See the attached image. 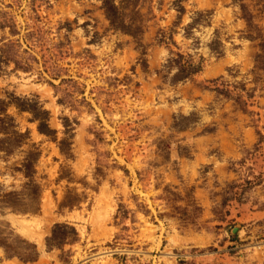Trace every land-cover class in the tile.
<instances>
[{"label": "rangeland", "instance_id": "374dc122", "mask_svg": "<svg viewBox=\"0 0 264 264\" xmlns=\"http://www.w3.org/2000/svg\"><path fill=\"white\" fill-rule=\"evenodd\" d=\"M0 264H264V0H0Z\"/></svg>", "mask_w": 264, "mask_h": 264}, {"label": "trees", "instance_id": "16d2710c", "mask_svg": "<svg viewBox=\"0 0 264 264\" xmlns=\"http://www.w3.org/2000/svg\"><path fill=\"white\" fill-rule=\"evenodd\" d=\"M181 58H183V61ZM173 62L180 63L179 73L177 74L178 79L179 78H183V79L187 78L192 73L199 70L202 66L200 63H196L191 59H185V57L181 54H179V56L177 58H174ZM37 254H38V251L36 249H34L32 258L35 257Z\"/></svg>", "mask_w": 264, "mask_h": 264}, {"label": "bare ground", "instance_id": "6f19581e", "mask_svg": "<svg viewBox=\"0 0 264 264\" xmlns=\"http://www.w3.org/2000/svg\"><path fill=\"white\" fill-rule=\"evenodd\" d=\"M17 220V219H16Z\"/></svg>", "mask_w": 264, "mask_h": 264}]
</instances>
